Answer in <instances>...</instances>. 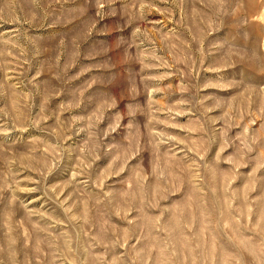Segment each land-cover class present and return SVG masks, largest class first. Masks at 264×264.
<instances>
[{
	"label": "rangeland",
	"instance_id": "374dc122",
	"mask_svg": "<svg viewBox=\"0 0 264 264\" xmlns=\"http://www.w3.org/2000/svg\"><path fill=\"white\" fill-rule=\"evenodd\" d=\"M0 264H264V0H0Z\"/></svg>",
	"mask_w": 264,
	"mask_h": 264
}]
</instances>
